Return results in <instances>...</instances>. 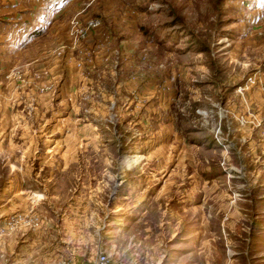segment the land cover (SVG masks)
Instances as JSON below:
<instances>
[{
    "label": "rangeland",
    "instance_id": "obj_1",
    "mask_svg": "<svg viewBox=\"0 0 264 264\" xmlns=\"http://www.w3.org/2000/svg\"><path fill=\"white\" fill-rule=\"evenodd\" d=\"M262 72L264 0H0V264H264Z\"/></svg>",
    "mask_w": 264,
    "mask_h": 264
},
{
    "label": "built area",
    "instance_id": "obj_2",
    "mask_svg": "<svg viewBox=\"0 0 264 264\" xmlns=\"http://www.w3.org/2000/svg\"><path fill=\"white\" fill-rule=\"evenodd\" d=\"M255 76L249 78V80H251L252 78H254ZM260 82L262 84V87H264V72L261 73L260 76ZM90 264H111V261L108 257V255L101 251L98 252L91 260Z\"/></svg>",
    "mask_w": 264,
    "mask_h": 264
}]
</instances>
